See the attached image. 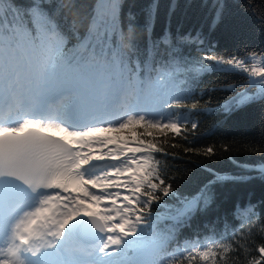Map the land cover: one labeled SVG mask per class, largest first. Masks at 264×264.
Here are the masks:
<instances>
[{
  "label": "snow or ice",
  "instance_id": "obj_1",
  "mask_svg": "<svg viewBox=\"0 0 264 264\" xmlns=\"http://www.w3.org/2000/svg\"><path fill=\"white\" fill-rule=\"evenodd\" d=\"M100 9L81 38L63 31L41 0L24 11L0 0V264H228L239 252L246 264H264V244L250 251L247 241H177L211 203L204 190L181 202L166 230H156L153 214L154 204L177 196L156 154L175 156L167 148L182 145L169 140L188 141L198 128L190 120L205 95L197 77L246 74L253 93L227 84L235 95L201 109L229 115L264 99V52L225 55L210 46L190 59L178 45L199 50L206 37L173 38L165 29L132 61L112 47L118 4ZM147 17L150 27L155 5ZM183 152L216 155L213 146Z\"/></svg>",
  "mask_w": 264,
  "mask_h": 264
},
{
  "label": "trees",
  "instance_id": "obj_2",
  "mask_svg": "<svg viewBox=\"0 0 264 264\" xmlns=\"http://www.w3.org/2000/svg\"><path fill=\"white\" fill-rule=\"evenodd\" d=\"M111 0H41L44 9L65 32L74 28L83 38L93 17L100 11L101 3ZM118 4L112 47L121 50L134 61L145 58L146 49L168 29L173 38L177 34L201 33L205 43L198 50L193 45H178L188 58H200L210 50L217 54L264 52V0H115ZM21 11L27 10L33 0H4ZM155 5V17L148 26L147 13ZM222 7L217 18V8ZM107 12L108 9H103ZM77 41L75 36L69 46ZM174 44L177 42L173 41ZM179 78H183L182 76ZM246 74L228 71L201 73L196 89L203 91L198 109L191 119L198 123L195 133L189 132L188 141L170 139L181 148H167L176 155L162 156L165 176L174 177L173 190L177 196L163 198L153 205L156 230H166L173 224L172 217L182 209L185 198L196 197L202 190L210 194L211 203L197 211L177 234V241H196L203 248L212 241L232 243L234 247L247 241L249 250L264 244V99L257 100L229 115L215 109L235 92L225 89L227 84L237 85L236 91L252 90L246 84ZM190 129V123L188 125ZM228 146V151L223 146ZM184 146L203 148L213 146L212 158L185 154ZM221 177L222 179H217ZM169 218L164 219L161 216ZM255 227H252V226ZM252 232L249 234V228ZM252 255H258L251 252ZM228 264H246L245 254L230 253Z\"/></svg>",
  "mask_w": 264,
  "mask_h": 264
},
{
  "label": "rangeland",
  "instance_id": "obj_3",
  "mask_svg": "<svg viewBox=\"0 0 264 264\" xmlns=\"http://www.w3.org/2000/svg\"><path fill=\"white\" fill-rule=\"evenodd\" d=\"M255 91V88L253 87V89L252 90H249L248 92L251 94V93H253ZM190 119H191V115H190ZM207 246V245H206ZM205 246V247H206Z\"/></svg>",
  "mask_w": 264,
  "mask_h": 264
}]
</instances>
